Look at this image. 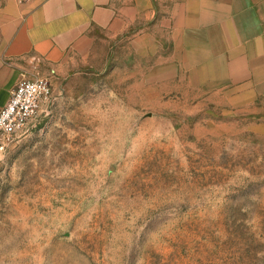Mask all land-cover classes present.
Segmentation results:
<instances>
[{
  "label": "rangeland",
  "instance_id": "rangeland-1",
  "mask_svg": "<svg viewBox=\"0 0 264 264\" xmlns=\"http://www.w3.org/2000/svg\"><path fill=\"white\" fill-rule=\"evenodd\" d=\"M171 2L115 0L34 68L54 99L0 149V264H264V97L186 71Z\"/></svg>",
  "mask_w": 264,
  "mask_h": 264
},
{
  "label": "crops",
  "instance_id": "crops-1",
  "mask_svg": "<svg viewBox=\"0 0 264 264\" xmlns=\"http://www.w3.org/2000/svg\"><path fill=\"white\" fill-rule=\"evenodd\" d=\"M171 3L161 13L168 29L198 33L197 60L185 70L198 69L210 81L246 86L264 97V0ZM119 17L115 0L6 1L0 7V109L35 67L61 72L72 56L91 48L95 31L112 29ZM183 50L185 63L191 50L187 36Z\"/></svg>",
  "mask_w": 264,
  "mask_h": 264
},
{
  "label": "built area",
  "instance_id": "built-area-1",
  "mask_svg": "<svg viewBox=\"0 0 264 264\" xmlns=\"http://www.w3.org/2000/svg\"><path fill=\"white\" fill-rule=\"evenodd\" d=\"M53 99L50 80L39 72L21 78L0 109V149L46 112Z\"/></svg>",
  "mask_w": 264,
  "mask_h": 264
}]
</instances>
